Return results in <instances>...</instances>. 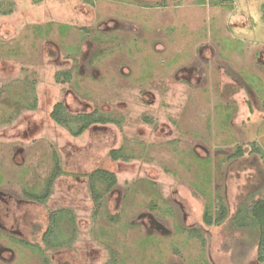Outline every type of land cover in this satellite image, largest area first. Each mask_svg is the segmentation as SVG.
<instances>
[{
    "label": "rangeland",
    "instance_id": "374dc122",
    "mask_svg": "<svg viewBox=\"0 0 264 264\" xmlns=\"http://www.w3.org/2000/svg\"><path fill=\"white\" fill-rule=\"evenodd\" d=\"M73 59V81L57 83ZM25 79L36 109L14 115L0 93V122L11 119L0 124V264H42L13 238L40 243L60 207L75 212L78 231L71 246L45 252L52 264H103L105 243L119 264H264L254 235L202 221L217 194L231 216L264 186L249 153L250 142L264 151V0H0V90L15 95ZM56 101L122 126L71 136L49 117ZM50 144L64 174L40 204L22 189L43 183ZM119 145L136 158L112 160ZM238 145L243 155L229 159ZM95 167L117 177L100 219L83 176ZM181 227L199 228L203 242Z\"/></svg>",
    "mask_w": 264,
    "mask_h": 264
},
{
    "label": "trees",
    "instance_id": "16d2710c",
    "mask_svg": "<svg viewBox=\"0 0 264 264\" xmlns=\"http://www.w3.org/2000/svg\"><path fill=\"white\" fill-rule=\"evenodd\" d=\"M98 54V53H97ZM94 54L92 57H97ZM76 59H73L72 65L65 69L57 70L54 73V80L57 83H71L76 72ZM21 89H14L15 95L8 94L6 89L2 88L3 92L14 108V115H18L22 110H34L37 107V97L34 93V85L26 84L27 79ZM27 93V94H26ZM11 95V96H10ZM29 95V98H26ZM12 115V116H14ZM50 119L65 129L71 136H80L91 126L100 124L112 123L120 128L123 123L122 117H116L112 113H107L93 108L90 111L70 112L63 101H56L49 113ZM11 119L1 121L0 124L9 122ZM50 167L44 176L43 183L39 187H24L22 194L26 199L35 201L40 204H45L51 194L53 193L54 184L58 177L64 174L61 157L54 145L50 144ZM249 153L258 156L261 160L264 170V151L255 143L250 142ZM243 149L238 145L229 154L228 158L233 159L241 157ZM108 156L112 160L130 161L136 156L133 152H129L125 146L119 145L116 148H110ZM87 180V190L92 200L91 216L93 219H100L103 217L104 204L106 196L115 188L117 184V177L114 172L102 168L95 167L85 175ZM148 186H154L156 183L150 180H145ZM134 183L126 182V193H131L135 187ZM157 192V191H156ZM161 198V196L158 194ZM158 199L153 198L150 202L154 205ZM164 200L162 199V202ZM216 210H212V205L205 203L202 211V221L204 224L221 225L228 220V225L231 229L246 232L251 236L256 237L257 246V260L264 262V186L259 189L249 190L245 197L238 203L235 211L229 216L227 206L223 198L217 194ZM118 214L109 216L111 219L117 218ZM192 235L197 236L203 242L202 231L199 228H185L181 227ZM78 226L76 223L75 212L71 208L60 207L50 210L47 214V226L42 233L40 243H29L24 239L14 237L13 240L17 243L25 245L38 256L42 264H52L49 257L46 255L48 249H58L62 247H69L76 240ZM250 236V237H251ZM105 248L108 251V259L103 264H119L117 251L111 244L105 243Z\"/></svg>",
    "mask_w": 264,
    "mask_h": 264
},
{
    "label": "flooded vegetation",
    "instance_id": "af4514ba",
    "mask_svg": "<svg viewBox=\"0 0 264 264\" xmlns=\"http://www.w3.org/2000/svg\"><path fill=\"white\" fill-rule=\"evenodd\" d=\"M86 174V173H85ZM83 176H84V174H83ZM85 177V176H84ZM85 179H86V177H85ZM86 182H87V180H86ZM111 193V192H110ZM109 193V194H110ZM106 200H107V198H106ZM106 200H105V204H104V208H105V205H106ZM92 201V200H91ZM91 211H92V209H91ZM262 263V262H261Z\"/></svg>",
    "mask_w": 264,
    "mask_h": 264
}]
</instances>
